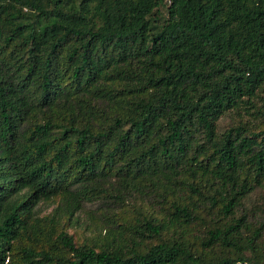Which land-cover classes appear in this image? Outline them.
Here are the masks:
<instances>
[{
    "label": "trees",
    "instance_id": "1",
    "mask_svg": "<svg viewBox=\"0 0 264 264\" xmlns=\"http://www.w3.org/2000/svg\"><path fill=\"white\" fill-rule=\"evenodd\" d=\"M0 264H264V0H0Z\"/></svg>",
    "mask_w": 264,
    "mask_h": 264
},
{
    "label": "rangeland",
    "instance_id": "2",
    "mask_svg": "<svg viewBox=\"0 0 264 264\" xmlns=\"http://www.w3.org/2000/svg\"><path fill=\"white\" fill-rule=\"evenodd\" d=\"M41 208L43 210H40V215H43V214H46L48 213L52 208H53V205L49 206V207H45L44 205H41Z\"/></svg>",
    "mask_w": 264,
    "mask_h": 264
},
{
    "label": "built area",
    "instance_id": "3",
    "mask_svg": "<svg viewBox=\"0 0 264 264\" xmlns=\"http://www.w3.org/2000/svg\"><path fill=\"white\" fill-rule=\"evenodd\" d=\"M7 261V260H6Z\"/></svg>",
    "mask_w": 264,
    "mask_h": 264
}]
</instances>
